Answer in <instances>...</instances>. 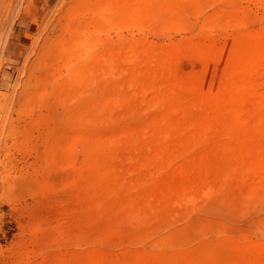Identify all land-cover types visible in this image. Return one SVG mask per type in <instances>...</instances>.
Here are the masks:
<instances>
[{
    "label": "rangeland",
    "instance_id": "374dc122",
    "mask_svg": "<svg viewBox=\"0 0 264 264\" xmlns=\"http://www.w3.org/2000/svg\"><path fill=\"white\" fill-rule=\"evenodd\" d=\"M260 50L264 0H0V264H264Z\"/></svg>",
    "mask_w": 264,
    "mask_h": 264
},
{
    "label": "bare ground",
    "instance_id": "6f19581e",
    "mask_svg": "<svg viewBox=\"0 0 264 264\" xmlns=\"http://www.w3.org/2000/svg\"><path fill=\"white\" fill-rule=\"evenodd\" d=\"M72 31V30H71ZM78 34V33H77ZM81 33H79V35H80ZM77 36L76 34H75V30H73V40H72V44H71V49L73 50V51H76L77 53L74 55V57L76 56V63L78 62V61H81V60H83V58H82V56H81V54H83V53H85L84 55H85V57L87 56V58H91V57H93V50H92V46L93 45H91V43H89L90 42V40L88 41V42H86L85 41V39L83 38V39H81V37L80 36ZM49 44V43H48ZM69 49V48H68ZM71 49H69V50H71ZM49 51V50H48ZM47 51V52H48ZM262 50H260V53H262L261 54V56L262 57H264V52H261ZM82 52V53H81ZM259 52V51H258ZM39 53V52H38ZM73 57V58H74ZM85 60H87V59H85ZM84 60V61H85ZM74 61V60H73ZM75 62V61H74ZM84 64V63H83ZM259 64V63H258ZM258 64H256V66H254L255 67V69H261V68H264V63H260L259 65ZM76 65V64H75ZM78 65H79V63H78ZM248 65V64H247ZM250 65V64H249ZM75 66L73 65H68L66 68V72L70 75V76H72L73 78L72 79H74L75 80V82H78L79 80H82V76H84V72H81L82 71V69L80 70V72H81V74H80V72L77 70V69H75L74 68ZM76 67H77V65H76ZM81 68V67H80ZM247 68H248V66H247ZM250 68V67H249ZM248 68V69H249ZM247 69V70H248ZM246 70V71H247ZM254 70V69H253ZM84 71V70H83ZM83 73V74H82ZM248 73V72H247ZM85 74L87 75V70H85ZM81 75V76H80ZM259 75V74H258ZM261 76V75H260ZM70 78V77H69ZM256 80V79H255ZM250 82H252V81H250ZM252 84V83H251ZM254 85V84H253ZM243 87V86H242ZM256 87V86H255ZM248 89V88H247ZM247 89H246V91H247ZM255 89V88H254ZM258 89H260V88H258ZM262 89V88H261ZM243 90V89H242ZM249 90H250V88H249ZM262 94V95H261ZM261 94H259V95H261V96H264V93H261ZM255 96V95H254ZM257 96V95H256ZM258 99V98H257ZM260 99V98H259ZM238 101V100H237ZM258 101V100H257ZM258 104V103H257ZM240 109H241V107H240ZM238 111V110H237ZM236 116V115H235ZM236 118V117H235ZM241 120V119H240ZM92 146V145H91ZM93 152V151H92ZM92 154V153H91ZM93 155H96L95 153L93 154ZM88 157V156H87ZM89 158V157H88ZM90 159V158H89ZM88 159V160H89ZM93 159H95V158H93ZM90 161H92V159H90ZM95 163V162H94ZM254 175H255V177H254ZM253 177L254 178H256V181H264V168H262V169H259L258 171H256V173H254L253 174Z\"/></svg>",
    "mask_w": 264,
    "mask_h": 264
}]
</instances>
